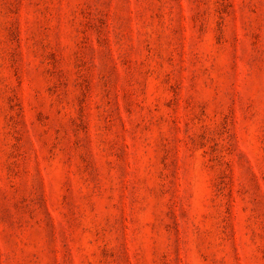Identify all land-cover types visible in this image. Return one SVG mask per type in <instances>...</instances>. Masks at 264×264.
I'll use <instances>...</instances> for the list:
<instances>
[{
    "label": "rangeland",
    "instance_id": "1",
    "mask_svg": "<svg viewBox=\"0 0 264 264\" xmlns=\"http://www.w3.org/2000/svg\"><path fill=\"white\" fill-rule=\"evenodd\" d=\"M0 264H264V0H0Z\"/></svg>",
    "mask_w": 264,
    "mask_h": 264
}]
</instances>
